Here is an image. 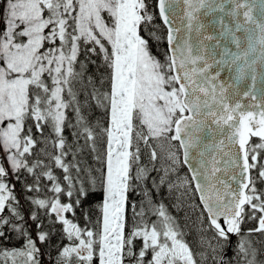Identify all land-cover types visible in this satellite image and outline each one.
<instances>
[{"label":"snow or ice","instance_id":"1","mask_svg":"<svg viewBox=\"0 0 264 264\" xmlns=\"http://www.w3.org/2000/svg\"><path fill=\"white\" fill-rule=\"evenodd\" d=\"M260 5L257 20L249 0H158L168 27V51L160 60L142 34L164 39L149 31L154 17L146 0H0V264H40L37 241L50 236L42 223L35 239L26 227L9 182L22 172L33 177L25 184L28 192H41L42 179L50 184V196L29 199L44 210L53 230L62 225L67 243L55 264H201L176 217L152 197L153 190L192 191L193 184L203 261L226 264L217 253L234 234L240 237L235 264H264L246 239L264 233V188L258 187L264 184V88L255 94L258 69L264 83V0ZM177 6L183 12L179 26ZM214 13L220 15L206 23ZM210 25L215 34H209ZM94 55L102 56L107 69L103 92L88 74ZM77 85L91 86L85 95L107 115L101 129L107 140L102 220L93 227L87 210L84 226L75 215L88 194L82 169L65 162L71 151L66 127H75L73 136L93 151L98 135L83 114ZM68 109L75 113L74 126L67 123ZM206 132L222 138L205 143ZM221 154L227 159H218ZM181 164L188 165L190 179L177 175ZM54 167L63 170L62 178ZM221 172L236 186L221 179ZM87 182L95 186L96 178L89 174ZM141 185L143 199L131 204L129 223L128 193ZM39 218L33 211L30 219ZM246 220H257L258 227L242 234ZM11 233L23 238L22 247L2 246Z\"/></svg>","mask_w":264,"mask_h":264},{"label":"trees","instance_id":"2","mask_svg":"<svg viewBox=\"0 0 264 264\" xmlns=\"http://www.w3.org/2000/svg\"><path fill=\"white\" fill-rule=\"evenodd\" d=\"M155 1L156 0H146L148 4V10L153 15L154 19L151 25H149V31H155L157 35L163 37L161 41L157 42L156 40L151 39L148 36L147 32L142 33L146 39H149L150 45H151V51L153 55H155L160 60L164 59L165 53H166V45H165V30L162 26L157 11L155 7ZM83 59V57H81ZM91 59L95 60V64H89V72L88 74L94 77L95 80V86L97 89H99L101 92L106 90L108 88V84L105 83L104 85H101L100 81L101 78L107 75V69L103 66V58L101 55H94L91 57ZM85 90L90 93L92 91L91 86H87L86 89L82 88L80 85H77V91L79 92L78 99L80 101V104L82 106L83 114L87 117L90 125L95 127L97 132V138L95 142V151L92 150L91 146L81 138L77 140L73 136V132L76 131L75 127H66L64 131V137L66 139V144L71 148L69 156L66 158L65 162H71L74 164H78L80 169H82V172L80 174L81 179L85 181V186L88 190V194L86 197H82L81 200V206L76 209V218L79 220V223L81 226H84L85 221L83 218L84 211L87 210L89 212L90 218L92 223L89 224V227H93L96 224V221L99 219V203L103 199V174L106 172V162L104 158V143L106 140V136H104L103 132L101 131L102 128L107 126V115L105 113V110L102 107H98L96 105V102L94 100H91L89 96L85 95ZM68 114V121L67 123L70 125H75L76 118L75 113L72 111V109L67 110ZM34 132V129H33ZM45 132L47 136L49 135V129H45ZM50 145V151H52V146ZM73 155L75 156V159H73ZM144 163H148V159L144 160ZM150 166V165H149ZM181 171L186 172V169L183 167V165H180ZM54 174L58 177L62 178L63 176V170L59 168H53ZM91 174V176H94L96 178V184L95 186L89 184L88 176ZM73 175H75V170H73ZM152 175H155V173H152ZM253 175H255V172H253ZM43 184L41 181V188L42 191L39 193H36L35 195L33 192H28L25 189V186H20L19 180L15 179V183L18 185V190L20 192L19 196L21 195V199L25 204L26 211L29 216H31L33 211H36L38 216L40 217L37 221H32L31 223L34 225V229L37 233V227L36 225L38 223H42V231H46L50 233L49 239L44 242L40 243V249L44 257L48 260L49 263L52 264L53 259H50V256H54L59 248L63 246L64 243H67L65 239H63V233L61 231L62 225L57 224L55 225V229L53 230L52 226L50 225V222L48 218L44 215V210L39 209L38 207L34 206L31 203V200L29 197H37L39 195H42L41 193L48 188V181H44ZM30 184V183H29ZM148 186L151 187V181L149 180ZM50 187V184H49ZM143 185L138 187L135 191H130L128 193V204L126 207V213L128 216V207L133 202L139 206L141 200L143 199V196L141 194ZM259 188H264V184H258ZM44 189V190H43ZM193 193L194 201L197 205V198ZM48 196L51 195V193ZM44 196V195H43ZM42 197V196H39ZM152 197L153 199L159 203L163 202L167 206V211L174 217H176L178 223L180 224L181 228L185 231L186 236L185 239L187 242H189L191 246V240L193 243V238L196 239L198 237V234L200 233L199 228L200 224L198 222V217L200 215V208L198 207V210L191 211L189 207H184L182 205V202H179L176 198V196L169 192L166 187L163 188L159 193H157L155 190L152 191ZM43 198V197H42ZM75 197H73L74 199ZM65 202H68V198H64ZM196 213V215H195ZM69 216V218L72 217L71 213L66 214ZM152 219H155V217H152ZM206 219L204 223H206ZM254 220H246L241 227L242 234H247V231L249 229L254 228ZM30 231V230H29ZM12 236V239L10 241H4L2 246L6 247H19L20 240L22 238L17 237L15 233L10 234ZM240 237L237 235H234L232 244H231V252H234L236 245L239 241ZM246 239L250 240L253 244V246L260 250L261 255L259 257L260 260H264V252L262 248V243L255 237L251 235H246ZM196 249H199L201 246L199 242L197 241ZM16 244V246H15ZM193 249V244H192ZM263 253V254H262ZM234 262V263H233ZM40 263L42 264V261L40 260ZM235 264V261L232 258L231 264Z\"/></svg>","mask_w":264,"mask_h":264},{"label":"rangeland","instance_id":"3","mask_svg":"<svg viewBox=\"0 0 264 264\" xmlns=\"http://www.w3.org/2000/svg\"><path fill=\"white\" fill-rule=\"evenodd\" d=\"M34 134L36 135V137L38 138V139H41V140H43V137H41L40 136V134L39 133H36L35 132V129H34ZM44 135L45 136H47V134H46V132H44ZM45 145L43 144V143H41L40 145H39V147H44ZM106 146H107V140H105V143H104V158L106 157ZM47 147H48V149H49V151H50V145L48 144L47 145ZM176 147H177V149H178V145H177V142H176ZM39 150V148L37 149V151ZM178 154L180 155V152H178ZM146 159H148V156H147V154H145L144 155V157H143V160H146ZM177 175L178 176H180V177H185V176H187L188 178H189V176H188V174H187V172H184V171H181V168H180V166H179V169H178V173H177ZM15 177L14 176H10L9 177V182H10V184H12V185H14L15 187H14V193H15V196H16V198H17V200L19 201V204H18V208H19V211L21 212V214L24 216V218H25V221L27 222L26 223V227H28V229L30 230V233H31V235H32V237H33V239H35L36 237V234H35V231H34V225L31 223V219H30V216L28 215V213H27V211H26V208H25V204H24V202L22 201V199H21V195L19 196V194H20V192H19V190H18V185H17V183H15ZM176 179V176H173V180H175ZM190 179V178H189ZM44 181H47V179H45ZM19 184H20V186H25V184L26 183H33V177L31 176V175H29L27 172H22L21 173V175H20V179H19ZM44 182H43V180H42V184H43ZM44 185V184H43ZM48 187H49V184H48ZM167 189V188H166ZM44 190V189H43ZM168 190V189H167ZM192 192H194V190H192V191H188L187 190V186H184V187H180V188H178V189H174L171 193H173L175 196H176V198H177V200L179 201V202H182V205L186 208V207H189V209H191V211H196V210H198V205L196 204V202L194 201V199H192L193 198V193ZM35 195H37L36 194V192H33ZM42 195H39V196H42V197H44L46 194H47V192L44 190L42 193H41ZM195 194V193H194ZM44 195V196H43ZM47 195H49V194H47ZM104 185H103V199H102V201L99 203V210H100V213H99V219H101L102 220V212H101V206H102V204H103V202H104ZM196 196V195H195ZM41 197V198H42ZM198 202V201H197ZM199 204V203H198ZM137 210H139V208H137ZM128 219H129V223H131V217H132V208H131V204L129 205V207H128ZM4 215H9V213H7V211L4 213ZM195 215H196V213H195ZM204 235H206L207 237H211L213 234H211L210 236H209V234H206V233H203ZM202 235V233L200 232L199 234H198V240L200 239V236ZM38 247H39V245H37ZM9 248H11V247H9ZM39 249H40V247H39ZM201 252L200 253H203V252H206V249L205 248H203V247H201ZM263 252H264V250H263ZM200 253L197 255V256H199V258L201 259V260H203V258H202V256L200 255ZM263 254V253H262ZM232 256H234V255H232ZM39 260H41L42 261V264H51V263H49L48 262V260L44 257V255L42 254V252H41V249H40V255H39ZM17 264H22V261H18L17 262ZM41 264V263H40ZM52 264H55V262L53 261L52 262Z\"/></svg>","mask_w":264,"mask_h":264},{"label":"water","instance_id":"4","mask_svg":"<svg viewBox=\"0 0 264 264\" xmlns=\"http://www.w3.org/2000/svg\"><path fill=\"white\" fill-rule=\"evenodd\" d=\"M249 2L254 5V7H253V16L257 20H259L261 18V11H262V8H261V5H260V0H249ZM157 3H158V0L155 1V7H156V11H157L159 20H160V22H161V24H162V26L164 27V30H165V45H166V52H167L168 51V44H167L166 37H167L168 27L163 23L162 19L159 16V9L157 7ZM176 11H177L176 23H177V26H179V24H180L179 17L183 14V12H182V6H177ZM218 15H220V14L219 13H214L212 15H209L208 17H205L204 20L207 23L208 21L214 19ZM208 31H209V34H215L218 31V29H216L214 26H211L210 25ZM213 43H215V42L214 41L209 42V44H213ZM226 43H227V41L222 40V44H226ZM228 46L231 47L233 51L235 50V48H234L233 45L228 44ZM248 84H251V81L250 80L248 81ZM262 88H264V83H262V81H261V77L259 75V69H258V71H257V81H256V85H255V94L257 96H259V93H260V91H261ZM242 102L247 103L248 101L245 100V101H242ZM202 135L206 136L205 143H209V142L214 143L216 140H219V139L222 138L219 135V133H208V132H206L205 134H202ZM177 145H178V142H177ZM179 152H180V157H181V160H182L183 159L182 150H179ZM218 159L226 160L227 157H224L221 154V155H218ZM182 165L186 169V172H187L189 178H191V173L188 171V165H184V164H182ZM218 166L221 167V168H224L225 167L224 164H220ZM217 175H219L220 178L223 179V180H225L226 182L232 183L234 187L236 186L234 182H232V181L229 180V174L228 173L221 172V173H218ZM192 187H193V190H194V184H193ZM194 193H195V191H194ZM195 195H196V198H197L198 203L200 204L198 194L195 193ZM233 236H234V234L231 236L230 244H228V249H230V247H231V242H232Z\"/></svg>","mask_w":264,"mask_h":264},{"label":"flooded vegetation","instance_id":"5","mask_svg":"<svg viewBox=\"0 0 264 264\" xmlns=\"http://www.w3.org/2000/svg\"><path fill=\"white\" fill-rule=\"evenodd\" d=\"M207 221V220H206ZM205 225L207 224V222L206 223H204ZM254 228H256V227H258V221L257 220H254ZM34 231H35V229H34ZM247 233H248V231H247ZM35 234H36V231H35ZM206 234H209V236L211 235V234H213V233H211V232H207ZM252 236H255L261 243H262V248L264 249V233H260V232H253L252 233ZM36 237V236H35ZM234 237V236H233ZM233 240V239H232ZM199 242V240H198V237H197V239H196V242ZM195 242V239L193 238V243H192V240H191V246H192V244H193V253H194V256H195V258L197 259V261H199V262H201V264H212V262H211V259L209 258V260L207 261V262H204L203 260H201L200 258H199V256H197L200 252H201V247L199 248V249H196V246H197V243ZM23 243H24V241H23V238H22V240H20V245L21 246H19V247H22V245H23ZM231 244H232V242H231ZM37 245H39V247H40V242L39 241H37ZM15 246H16V244H15ZM190 246V247H191ZM18 246H17V248H19ZM192 248V247H191ZM231 250V247H230V249H228V245H226L225 246V248H224V250H223V252H219L218 251V253H217V255L219 256V255H223V258H224V260H225V262H226V264H227V262H232V258L234 257V256H232V255H235L234 254V252H231L230 251ZM58 253V252H57ZM57 253L52 257V256H50L49 258L50 259H53V261L55 262V258H56V256H57ZM48 261H49V259H48ZM234 263V262H233ZM232 263V264H233Z\"/></svg>","mask_w":264,"mask_h":264}]
</instances>
